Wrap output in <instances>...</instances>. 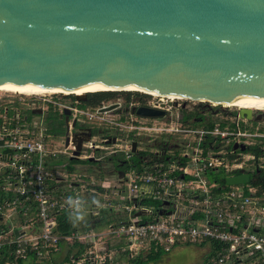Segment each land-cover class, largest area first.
I'll use <instances>...</instances> for the list:
<instances>
[{"label":"built area","instance_id":"obj_1","mask_svg":"<svg viewBox=\"0 0 264 264\" xmlns=\"http://www.w3.org/2000/svg\"><path fill=\"white\" fill-rule=\"evenodd\" d=\"M66 96L0 102V250L7 249L12 257L5 264H16L30 253L50 260L62 240L84 249L66 264H127L141 253H169L207 240L222 245L207 264H243L246 258L264 264V189L251 184L254 171L263 166L261 158L233 149L234 144L249 145L246 140L252 136L238 119H222L208 129V121L193 127L178 116L140 118L129 112L125 123L127 116L134 119L123 127L134 137L124 146L114 139L109 151L121 155L128 167L110 188L97 183V174L84 178L67 163L101 162L98 154L110 137L99 139L84 126L92 120L114 124L99 117L106 106L89 109ZM131 108L129 103L127 110ZM51 114L64 121L65 136L50 132ZM86 132L91 134L88 141ZM143 138L153 142V150H141ZM78 139L83 142L76 156ZM170 140L180 143L171 145ZM134 157H139L136 164ZM211 173H221L222 184ZM241 175L248 176L247 182L227 183ZM69 198L84 201V214L99 221L95 227L83 230L69 219ZM63 215L71 222L67 235L58 231L57 218ZM115 241L118 250L112 247ZM116 255L126 262L116 261Z\"/></svg>","mask_w":264,"mask_h":264},{"label":"water","instance_id":"obj_2","mask_svg":"<svg viewBox=\"0 0 264 264\" xmlns=\"http://www.w3.org/2000/svg\"><path fill=\"white\" fill-rule=\"evenodd\" d=\"M2 84L33 91L132 87L264 107V0H0ZM88 94L74 97L84 102ZM238 111L250 119L252 110ZM131 112L163 116L146 107Z\"/></svg>","mask_w":264,"mask_h":264},{"label":"rangeland","instance_id":"obj_3","mask_svg":"<svg viewBox=\"0 0 264 264\" xmlns=\"http://www.w3.org/2000/svg\"><path fill=\"white\" fill-rule=\"evenodd\" d=\"M113 93H117L110 101L108 102H104L101 105H105L106 107L109 105H114L115 103H117L119 106L118 109H114L111 111H107V112H101V115L99 117H102L103 119L106 120H111L114 124H110V122L108 121H96V120H92L90 122H87L85 124V129H89L88 131H91V134L93 136H98L99 139L104 138L105 136L110 137L109 138V143H106L104 145V149L99 152V156L102 157V160L99 164L96 165H92L91 162L89 161H81V162H75V161H71L69 159H67V163L70 165V168L73 167V169L75 170L76 173L81 174L84 178L85 177H89V178H96V174L98 176L97 179H99V182H97L99 185H105V186H109L110 188L117 184V180H118V172L115 173V171L113 170V163L109 162L111 159V155L109 154V151L111 150V148L114 145L115 140L117 139L118 141L115 142V144L118 145H122L124 146L127 142V140L132 139L135 135L133 132L129 133V130H127V128L123 127L126 126L127 124L131 123V119H134V117H130L127 116V122L125 123L124 120V116L126 115L125 113L121 112L124 106H127L124 104V102L126 101V95L125 93H131L132 95H140L141 97H148L149 99H151L153 102H156V99H161L162 97H154L151 95H147L144 93H138V92H129V91H112ZM93 93V92H90ZM97 93V92H95ZM137 93V94H135ZM73 95H69L67 97L66 100H74L72 98ZM17 98H24V99H31V98H36L35 95H31V96H25V95H19V94H13V93H8V92H3L0 91V102L2 101H11ZM163 99V98H162ZM164 103H166L167 101H170L169 99L164 98L163 99ZM175 101V100H173ZM179 104H182V102H185L186 105V109L185 111L188 112H179L176 110H172V113L170 116H173L172 118L174 119V117L178 116L180 117V115L185 114V113H189L191 111V109L193 110L194 108H198L199 111L209 108V109H214V114L213 115H207V113H203L206 116L207 119L210 120V123H217L219 121H221L222 119H228V120H232V119H238L240 121V124L243 125V127H246L247 131L249 134H251L252 136L246 140V142L249 143V145H252L254 143H258L259 141L256 138H264V111H259V110H253V111H259L263 113V116L261 119L257 120V121H252L251 119H245V118H240L239 116V109H237V107L231 106V107H225L222 105H218L215 103H209V104H205L202 101H193V100H178ZM82 103V102H80ZM94 107V109L101 107ZM103 105V106H104ZM201 105V106H200ZM207 105V106H206ZM200 106V107H199ZM121 107V108H120ZM89 109H92L93 107H87ZM216 110V111H215ZM103 113V114H102ZM192 113V112H191ZM254 115V113H253ZM118 117L121 118V120L118 119ZM35 120L39 119L37 118V116L32 117ZM205 120V119H204ZM201 123V125L203 123H205V120ZM143 121V120H140ZM114 125H118V126H114ZM62 136H65V131L63 132ZM128 136V138H127ZM159 138V137H157ZM115 139V140H114ZM153 139V136H152ZM113 140V141H112ZM120 140V141H119ZM142 144L140 145L141 150L143 149H147V150H153V142H146V139H142ZM179 141L175 142L174 140H170V144H177L179 145ZM156 147H160V145H155ZM247 147V146H246ZM240 151V149H239ZM243 153V151H240ZM245 154V153H243ZM121 156V155H118ZM109 160V161H108ZM62 164V161L59 162V164ZM259 164L264 166V158L262 157L261 160L259 161ZM69 168V169H70ZM94 169H96L97 171H95ZM67 169H65L64 171H66ZM86 180H89L88 178ZM109 217V215H106V218ZM82 221H89V218L87 217L86 214H84V219ZM93 221V220H92ZM98 223V222H97ZM103 224L105 225V222H102V226ZM118 245L116 244V241L114 242V245L112 246L113 248ZM207 248L204 247H199V246H195V245H182V246H178L175 247L174 249H172L169 253L164 254L160 260L153 262L151 264H201L204 262L206 256L208 255L207 252ZM207 253H206V252ZM84 252V251H83ZM48 259L44 260V262H46L45 264H47ZM253 260L250 258H246V260H243V264H253ZM29 261H25L22 264H28Z\"/></svg>","mask_w":264,"mask_h":264},{"label":"trees","instance_id":"obj_4","mask_svg":"<svg viewBox=\"0 0 264 264\" xmlns=\"http://www.w3.org/2000/svg\"><path fill=\"white\" fill-rule=\"evenodd\" d=\"M117 93L113 92H97V93H89L86 96V99L84 102H82V106L84 107H98L104 102L110 101ZM137 94V93H135ZM126 95V102L129 103L131 98V93H125ZM138 95V94H137ZM74 99L75 97L72 96ZM200 118V116H198ZM194 118L190 113L182 114L181 121L183 123H188L189 125H192L193 127H200L203 120H207L208 122L205 124L207 125L208 129H212L214 126L213 123H210V120L201 117L200 121L191 122V120ZM47 123L49 124L50 132H52L54 135L62 136L64 132V121L59 118L57 115H49L47 118ZM204 120V121H205ZM222 127V126H221ZM259 142L254 143L252 145H247V148L243 153L254 155L256 159L258 158H264V138H256ZM139 158V157H138ZM137 157H134L131 162L132 164H136L138 161ZM109 161V160H108ZM113 163V170L116 172H124L126 170L127 162L123 160L122 156H112L110 161ZM211 179L218 182L219 184H222L221 181V173H211ZM251 184L253 186H259L261 189H264V166L263 168L259 169V172L256 173L254 171L253 177L251 179ZM220 188V186H218ZM58 220V231L63 234L67 235L70 234L71 231V222L68 220V217L66 215H63ZM92 221V220H91ZM99 222V221H97ZM97 222L93 221L91 225L97 224ZM199 247H209V253L206 256L205 260L201 264H207L210 260L216 258L217 253L221 251L222 245L207 240L203 241L202 243L195 245ZM84 249L81 245H78L76 243L69 244L67 241L62 240L58 245V251L51 255L50 260L47 261V264H65L69 261L70 256L73 257H79L83 253ZM167 253H164L163 251H148L146 253H141L135 258L128 260L127 264H151L153 262H156L160 260V258ZM63 261H62V260ZM12 257L10 256V252L7 249L0 250V264H5L7 261H11ZM45 259H37L36 256L32 253H30L24 260H18L16 264H22L25 261H29L28 264H45ZM107 264V263H106Z\"/></svg>","mask_w":264,"mask_h":264},{"label":"bare ground","instance_id":"obj_5","mask_svg":"<svg viewBox=\"0 0 264 264\" xmlns=\"http://www.w3.org/2000/svg\"><path fill=\"white\" fill-rule=\"evenodd\" d=\"M0 91L13 93V94H19V95H25V96H40V95H51V94H62V95H83L90 92H112V91H129V92H138V93H144L147 95H151L154 97H162L163 99H169V100H187L179 96L175 95H161L157 94L155 92L146 91L140 88H132V87H121V88H113V87H106V86H96L84 90H68V91H33L8 85H0ZM217 104V103H215ZM218 105H222L225 107H237V109H249V110H261L264 111V107L262 106H255V105H249V104H243V103H236V102H230V101H224L219 103Z\"/></svg>","mask_w":264,"mask_h":264},{"label":"flooded vegetation","instance_id":"obj_6","mask_svg":"<svg viewBox=\"0 0 264 264\" xmlns=\"http://www.w3.org/2000/svg\"><path fill=\"white\" fill-rule=\"evenodd\" d=\"M155 101L156 102H153L148 97H141L140 95H131V98H130L129 103L132 104L131 110L133 108L134 109H137L139 107H146V108H149V109H153V110H157V111H162L163 112V116L161 118H165L167 116H170L171 113H172V110H176V111H179V112H188V111H185V109H186L185 102H182V104H179V101L178 100H175V101L170 100V101H167L166 103H164V101H163L162 98L161 99H156ZM129 103H127L126 101L124 102V104L127 105V106L129 105ZM203 103H205V102H203ZM115 104L117 106L120 105V104L118 105L117 103H115ZM205 104H209V103H205ZM127 106H124L122 108L123 110L121 112H123L125 114H128L130 112L131 114L135 115L134 113L131 112V110L130 111L127 110ZM116 109H118V107ZM189 113L192 116H194V118L191 120V122H193V123L197 122L198 123V121H200L201 117H205L206 118V116L208 114L209 115H213L214 114V109L206 108V109H203V110H200L199 111L198 108H194L193 110L191 109V111ZM203 113H207V115H205ZM253 113H254V115H253ZM198 116H200V118ZM262 116H263V113L262 112L253 111L252 110L250 119L252 121H257V120L261 119ZM180 117H182V115H180ZM258 172H259V169L256 170V173H258ZM252 177H253V175L251 176V179H252Z\"/></svg>","mask_w":264,"mask_h":264},{"label":"clouds","instance_id":"obj_7","mask_svg":"<svg viewBox=\"0 0 264 264\" xmlns=\"http://www.w3.org/2000/svg\"><path fill=\"white\" fill-rule=\"evenodd\" d=\"M67 203L73 208V213L70 215L69 219L73 223L82 221L84 219V212H83L84 201L80 199L73 200L72 198H69ZM92 203L98 204V201L93 200Z\"/></svg>","mask_w":264,"mask_h":264},{"label":"crops","instance_id":"obj_8","mask_svg":"<svg viewBox=\"0 0 264 264\" xmlns=\"http://www.w3.org/2000/svg\"><path fill=\"white\" fill-rule=\"evenodd\" d=\"M98 220H102V219H98ZM92 222L93 221H91L90 219H89V221H78V222H76V224L78 225V227L80 228V229H83V230H87V229H89V228H93V227H95V225L96 224H93V225H91L92 224ZM96 222V221H95ZM101 223V222H100ZM116 250H118V247H114ZM204 248H207L208 250H207V252L209 253V247H207V246H205ZM174 249V248H173ZM206 252V251H205ZM206 252V253H207ZM116 261H119V262H126L125 261V259H124V257L123 256H121V255H116ZM62 260V259H61ZM63 261V260H62ZM66 264V263H65Z\"/></svg>","mask_w":264,"mask_h":264}]
</instances>
